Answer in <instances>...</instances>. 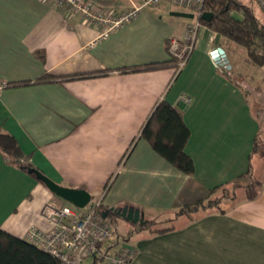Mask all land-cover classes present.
Wrapping results in <instances>:
<instances>
[{
  "label": "crops",
  "instance_id": "crops-1",
  "mask_svg": "<svg viewBox=\"0 0 264 264\" xmlns=\"http://www.w3.org/2000/svg\"><path fill=\"white\" fill-rule=\"evenodd\" d=\"M88 1L118 15L129 8L124 0ZM169 15L147 7L103 36L102 26L52 3L0 0V81L10 84L0 91V133L23 154L12 160L0 152L1 229L18 238L31 228L47 231L41 209L66 203L21 167L29 165L60 186L85 190L105 209L131 206L144 222H155L137 229L118 217L133 242L101 245L103 254L127 245L136 250L130 264H264V124L229 73L239 70V46L202 25L178 70L168 42L182 40L188 23ZM217 48L231 69L212 58ZM161 101L182 110L192 175L140 138ZM244 174L261 187L255 199L244 195L225 209L176 215ZM163 222L172 230L153 233ZM99 261L106 264L103 257L92 264Z\"/></svg>",
  "mask_w": 264,
  "mask_h": 264
},
{
  "label": "trees",
  "instance_id": "trees-1",
  "mask_svg": "<svg viewBox=\"0 0 264 264\" xmlns=\"http://www.w3.org/2000/svg\"><path fill=\"white\" fill-rule=\"evenodd\" d=\"M202 9L203 12L213 13L210 21H200L203 26L241 47L245 51V59L249 64L264 65V24L253 14L252 10L239 4L236 0H205ZM235 12L241 14L240 19L234 17ZM163 66H165L164 63L147 64L131 68L128 71L150 70ZM229 73L232 71L229 70ZM8 85L10 84L8 83ZM140 138L146 140L158 155L179 171L186 175L193 174V161L184 151L189 139V129L184 124L181 109L172 107L165 101L159 102L142 127ZM0 152L12 160H19L23 157L15 140L3 133H0ZM21 167L28 169L30 166L22 165ZM244 176L246 177V174ZM251 185L245 187L247 200L255 199L260 193V185L257 184L255 188ZM213 204L207 198L205 202L201 200L181 208L176 215H188L199 209L211 208ZM92 205L100 213L106 211V218L118 219L114 213L103 208L100 203ZM152 225H155V222L136 224L137 229L149 228ZM170 230L172 228H158L154 229L153 233L163 234ZM94 258L99 259V257ZM0 264L61 263L57 258L42 251L26 238H18L0 228Z\"/></svg>",
  "mask_w": 264,
  "mask_h": 264
},
{
  "label": "built area",
  "instance_id": "built-area-1",
  "mask_svg": "<svg viewBox=\"0 0 264 264\" xmlns=\"http://www.w3.org/2000/svg\"><path fill=\"white\" fill-rule=\"evenodd\" d=\"M52 3L67 15H81L86 24L103 27V36L138 16L147 7H157L162 1L177 5L194 14L195 23L187 24L182 40L171 38L168 51L178 70L182 69L194 50L198 31L202 26L200 15L203 13L205 0H124L129 8L116 14V10L104 8L88 0H41ZM264 13V0H255ZM8 86L0 81V91ZM185 106L190 103L188 96L180 97ZM41 215L47 219L51 227L47 231L31 228L25 238L38 246L42 251L57 258L61 264H81L86 257H103L106 264H130L136 255L132 246H122L112 255L100 252V247L113 233V229L105 218H102L93 205L78 209L65 203L58 206L45 205Z\"/></svg>",
  "mask_w": 264,
  "mask_h": 264
},
{
  "label": "rangeland",
  "instance_id": "rangeland-1",
  "mask_svg": "<svg viewBox=\"0 0 264 264\" xmlns=\"http://www.w3.org/2000/svg\"><path fill=\"white\" fill-rule=\"evenodd\" d=\"M239 4L249 8L252 10L253 14L264 24V13L260 10L255 0H236ZM114 3V2H113ZM116 3H120L121 5L125 2L123 0L121 2L116 1ZM124 4V8H125ZM103 7V6H102ZM116 7V6H115ZM106 8V7H104ZM157 10H162L166 15L170 16V13L174 12H186L193 14L190 11H185L177 5L171 4L167 1H162L157 7ZM234 17L240 19L241 14L234 13ZM178 21L185 22L188 24L195 23V19H186V18H177ZM238 46V45H237ZM240 48V49H239ZM235 51V61L234 65L238 64V69L236 71H232L235 79L241 82L242 87L244 88L247 96L251 100L253 112L255 116L264 124V65L262 66H254L249 64L246 61L245 51L239 47ZM255 188L257 187V183L253 181L249 176L244 177V179L239 180L233 186L229 188H220L219 191L210 199L213 204L212 209H225L231 203L239 198L244 197L246 195L245 187L248 185ZM233 197V199H232ZM96 199H91L90 205L95 204ZM115 215V214H114ZM118 217V216H117ZM111 228L114 230L112 236L103 243V249L107 250L108 247H115L117 243H128L130 239L133 242V234L131 233L129 236L125 233L124 228L121 227V224H124L119 219L106 218ZM170 224L163 222L158 224V228L169 226ZM125 246V245H124ZM122 248V247H120ZM94 258L86 257L83 259L81 264H92ZM98 264H103L102 262H98Z\"/></svg>",
  "mask_w": 264,
  "mask_h": 264
},
{
  "label": "water",
  "instance_id": "water-1",
  "mask_svg": "<svg viewBox=\"0 0 264 264\" xmlns=\"http://www.w3.org/2000/svg\"><path fill=\"white\" fill-rule=\"evenodd\" d=\"M172 16L186 18V19H193L194 14L186 13V12H174L171 13ZM213 13L211 12H203L199 19L203 22H208L212 18ZM212 58L223 64L226 69H231V66L228 64L227 60L225 59V53L222 48L214 49L211 52ZM27 172L29 174H34L35 178L43 183L45 187L57 196L62 201L72 205L75 208L83 209L87 205H89L91 197L90 195L83 189L79 188H68L65 186H60L53 182L51 179L46 177L42 172L34 168H28ZM108 211H111L116 216L130 222L133 224H143L144 220L140 215V211L134 207L126 206L123 208H109ZM107 212L101 213L102 218H106Z\"/></svg>",
  "mask_w": 264,
  "mask_h": 264
}]
</instances>
